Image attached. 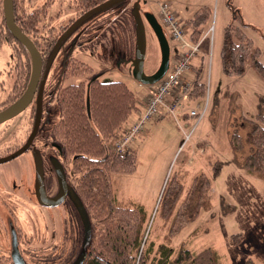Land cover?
<instances>
[{"label": "rangeland", "instance_id": "rangeland-1", "mask_svg": "<svg viewBox=\"0 0 264 264\" xmlns=\"http://www.w3.org/2000/svg\"><path fill=\"white\" fill-rule=\"evenodd\" d=\"M1 1L0 102L7 97L12 85L8 69L13 63V40L2 24ZM45 1L21 0V4L28 12ZM163 1L183 24L185 34H188L186 20L195 10L203 5L211 8L210 21L203 29L197 52L190 59L189 70L185 73L192 89L194 81L203 84V93L182 99L176 119L167 115L157 122H146L144 134L131 144L137 149L136 169L132 173L113 175L112 195L117 201H132L143 207L146 222L148 225L152 223V231L144 242L150 261L158 256L162 236L168 230L167 223L159 230H153L161 224L166 182L170 177H176L181 183L180 201L194 176L205 172L211 177L212 207L201 210L193 221L182 226L170 245L177 249L183 244L195 252L214 247L222 264H264V179L248 174L237 162V154L227 145V129L232 116L254 118L259 102L264 100V73L251 64L252 54L256 52V60L264 66V0H113L80 21L56 51L44 76L42 120L35 136V127L33 130L23 113L14 115L9 124L0 126V151L7 147L15 149L16 145L21 147L14 158L0 163V186L15 182L20 189H26L24 187L33 174V161L38 155L42 161L45 188L47 192L55 190L58 183L51 168L53 160L61 157L50 131L59 118L55 87L59 83L65 85L90 78L89 74L63 76L66 58L74 57L88 64L100 81L124 82L135 93L138 110L143 108L145 97L157 82H142L132 72L137 42L134 8L137 4L144 24L143 71L148 75L159 67L161 61L159 41L147 19L148 14L158 20L168 39L169 64L178 55L173 48L176 43L159 15V3ZM74 2L51 0L47 6L42 21L55 27L51 30L53 36L60 32V26L76 17L78 8ZM233 9H237L241 22L234 20ZM79 20L80 17L76 22ZM230 22L241 24L252 43L251 53L240 74H227L221 66L223 28ZM203 105L205 111L199 119L189 115L188 119L178 118L179 112L187 114L191 108L201 112L200 106ZM188 128L190 132L185 135ZM114 139L108 151L116 152L111 148ZM216 161L220 162V169L211 176ZM22 192L17 195L22 200L16 201L17 207L12 215L16 216V223L20 226L21 252L27 264H70L88 248V228L69 202L42 207L23 200L28 199L29 194L32 197L29 189L27 197ZM7 221L8 216L0 219V238L4 237L2 224ZM233 234L238 235L235 242L230 239ZM4 239H0L1 256L8 252L1 247L5 245Z\"/></svg>", "mask_w": 264, "mask_h": 264}, {"label": "trees", "instance_id": "trees-1", "mask_svg": "<svg viewBox=\"0 0 264 264\" xmlns=\"http://www.w3.org/2000/svg\"><path fill=\"white\" fill-rule=\"evenodd\" d=\"M109 1L75 0L78 8L76 16L80 20H75L73 28ZM50 2L46 0L26 12L21 0H12L14 20L31 39L35 36L32 32L38 27L50 25H44L42 21ZM211 14V8L203 5L186 20L187 35L192 41L197 42L201 38ZM233 18L241 22L237 9H233ZM69 25L60 26V31ZM59 35L60 32L53 36L52 43L48 45L53 47ZM251 44L241 24L227 23L223 28L220 51L222 70L227 74H240L251 53ZM48 47L44 49L47 54L51 52ZM12 49L15 63L18 61L19 80L15 92L18 96L29 76L30 55L19 41ZM21 53L23 56H20ZM256 54H252L251 64L264 73V66L256 60ZM92 72L88 64L77 58L65 59L63 76L89 74L90 78L88 81L57 84L54 95L59 118L50 130L53 141L59 147L62 164L66 165L64 168L69 175L72 192L81 201L89 220V243L82 264H222L214 247L208 246L195 252L183 244L177 249L170 245L182 226L193 221L201 210L212 207L211 177L205 172L194 176L180 201L181 183L176 177H170L166 182L161 224L153 230H159L165 223L168 230L162 236L158 256L148 261L149 253L144 250V242L152 231V223L148 225L146 222L145 211L140 204L117 201L112 195L113 175L135 171L137 149L130 146L123 153L108 151L110 142L124 131L129 117L138 110L136 95L124 82L100 81ZM202 93L203 84L195 81L188 95ZM227 134L228 148L237 154V162L251 176L264 179V100L259 102L254 118L232 116ZM219 169L220 162L216 161L210 175L215 176ZM230 239L235 242L238 235L233 234Z\"/></svg>", "mask_w": 264, "mask_h": 264}, {"label": "flooded vegetation", "instance_id": "flooded-vegetation-1", "mask_svg": "<svg viewBox=\"0 0 264 264\" xmlns=\"http://www.w3.org/2000/svg\"><path fill=\"white\" fill-rule=\"evenodd\" d=\"M160 3H159V5H160ZM12 12H13V8H12ZM1 13H2L1 14V16H2V24L5 25V27L7 28L8 33L11 34V38L13 40V42H11V44H12V48H13V45L17 44L19 40L8 29V27H7L6 23H5V20H4L3 9H2ZM13 18H14V14H13ZM76 18H77V16L74 19H72L70 23H67V24H70L67 28H65L62 31H60V35L56 38L57 41L54 43L55 47L54 46L51 47V46L48 45V44L52 43L51 41L53 39V35H52V32H51L52 27L49 24H48L49 26H47L46 22H44V25H46L45 27L40 26V27L37 28L38 30L40 29V31L37 30V31H33L32 32L35 35L33 39H31L29 37L33 41V43L35 44L36 48L38 49V51L40 53L41 69H40V74L38 76L36 87H35L34 93L32 94L31 99L28 101L26 106L18 113L19 114L20 113L24 114V117L26 118V120H28L29 123H31L33 125V127H32L33 130H34V127H35L34 136H35L36 131H37V129H38L40 123H41V120H42V94H41V92H42V89H43L42 82L44 81V76L47 73L48 68H49V66L51 64V61H52L56 51L58 50V48L63 44V42H65L68 39V37L71 34V32L78 26L77 25L75 28H73L76 25L75 20L78 19V18L77 19ZM65 25H63V26H65ZM69 27L70 28L72 27V30L69 29ZM47 47H48V50L51 49V52L49 54L46 53L47 51L44 52V49L47 48ZM29 55H30V53H29ZM20 56H23L22 53L20 54ZM29 57H30V71H29L28 79L26 81V86L24 87V89H23L21 94H19L18 96H15L16 85L18 84V80H19V74H18L19 71L17 70L18 69V64H17L18 61L15 63V61L13 59V54H12L13 63H12V65H10V68L8 69V73L12 77V85H11L10 89L8 90L7 97L3 101L0 102V112L5 110V109H7V108H9V107H11L12 105H14L24 95V93H25V91L27 89L29 80H30L31 68H32L31 67L32 66L31 55ZM18 113H16V114H18ZM13 116L8 118L7 120H5L3 122H0V126L5 125V124H9V122L13 118ZM30 144H31V142H30ZM30 144H28L27 147H29ZM19 146L20 145H16L15 149H10V148L8 149V147H7V148L1 150L0 151V163L1 162H5L9 158H14V156L17 155V152L20 151L21 147H19ZM55 161L59 162L60 165L62 166V169L64 171V175H65V179H66V183H67L68 187H67L66 196L58 204H56L54 206H48V205H44V204H41L40 202H38L39 200L37 198V190L35 188L36 187V171H37L36 162L35 161H33V166H32L33 167L32 177H31L30 181L28 183H26L27 187H24L26 189H20V187L15 182H12L10 185H7L5 187H3V185L0 186V219L4 218V217H7V216H8V219H9V221H7V223H3L2 224V230H3V233H4L5 239H4V237L0 238V239H4L5 245H2L1 247H4V251L7 249L8 252H6L2 256L0 255V264H14L13 260H12V256H11V252H12V249H13V236H15V238H16V243H17V248L19 250V253L22 256V258L24 259V261H25V258H24L23 254L21 252V250H22V248H21L22 239L20 237V226L16 223V216L12 215L14 213L15 208L17 207V202L16 201H21L22 200V199L17 197V195H19L21 190L24 191L22 193L26 197L29 194L27 192L28 189L32 193V197L29 194V197H27L28 199H23L25 201H33V202H35L36 204H38L39 206H42V207L43 206L44 207H56V206H58L60 204H63L64 202L67 201L71 205L72 209L75 210V213L79 214V212L77 211L74 199L71 197V193H70L71 192V185H70V181H69V177H68L67 171H66V169L64 168V166L62 164V158L60 157V160H55ZM55 161L53 160V163ZM40 162H41V166H42V161L40 160ZM51 171L53 172L54 176L56 177L54 164H53V166L51 168ZM42 175H43V186H44L45 194L47 196H49V197L55 196L58 193V191H59V185L57 184V186L55 187V190L53 191V193L52 192H47V190L45 188V183H44L43 168H42ZM56 180H57V177H56ZM57 183H58V180H57ZM24 250H23V252H24ZM72 262L73 261H71V263ZM25 263L27 264L26 261H25Z\"/></svg>", "mask_w": 264, "mask_h": 264}, {"label": "water", "instance_id": "water-1", "mask_svg": "<svg viewBox=\"0 0 264 264\" xmlns=\"http://www.w3.org/2000/svg\"><path fill=\"white\" fill-rule=\"evenodd\" d=\"M113 1V0H110ZM109 1V2H110ZM2 9L5 23L11 33L27 48L28 52L31 55L32 60V68L30 80L27 86V89L24 95L11 107L0 112V122L7 120L12 117L16 113L20 112L31 99L32 94L34 93L38 76L40 74L41 69V57L38 49L36 48L33 41L21 31L18 25L15 23L12 12V0H2ZM134 15L136 19V31H137V42H136V55L133 60L132 72L133 75L145 83H153L157 82L166 72L169 64V42L166 38V35L162 29L161 24L152 14L147 15V19L154 30L161 49V61L159 67L151 74H145L143 71V58H144V50H145V32H144V24L142 18L139 13L138 5H135ZM88 104V103H87ZM36 162V190H37V198L38 202L48 206H54L58 204L67 193V183L64 175V171L59 162H54V168L56 172V177L58 180L59 191L55 196L49 197L44 192L43 186V175H42V166L40 162V157L38 155L35 156ZM71 197L74 199L77 211L82 219V221L88 226L89 220L81 204V201L78 197L72 192L71 189ZM85 251L80 253L71 264H82L83 259L85 257ZM12 260L14 264H26L24 259L19 253L17 248L16 238L13 236V249L11 252Z\"/></svg>", "mask_w": 264, "mask_h": 264}, {"label": "built area", "instance_id": "built-area-1", "mask_svg": "<svg viewBox=\"0 0 264 264\" xmlns=\"http://www.w3.org/2000/svg\"><path fill=\"white\" fill-rule=\"evenodd\" d=\"M159 13L163 25L167 28L171 38L176 42L177 57H175L165 72L164 76L155 84L145 97V106L140 111L137 119L117 136L111 144V148L118 153H123L130 143L145 129L146 122L163 118L167 115L176 119L178 107L182 99L188 96L192 89V84L185 78L186 71L189 70L190 59L196 54L198 43L191 42L186 38L183 25L176 15L170 10L167 2H161ZM196 108H191L188 112L190 116L197 119L203 113ZM190 128L185 129L184 134L188 135Z\"/></svg>", "mask_w": 264, "mask_h": 264}, {"label": "crops", "instance_id": "crops-1", "mask_svg": "<svg viewBox=\"0 0 264 264\" xmlns=\"http://www.w3.org/2000/svg\"><path fill=\"white\" fill-rule=\"evenodd\" d=\"M173 58H174V57H173ZM194 82H195V81H194ZM188 96H189V95H188ZM143 106H144V104H143ZM203 106L205 107V105H203ZM139 111H141V109H139L138 112H139ZM204 111H205V108H204L203 112H204ZM138 112H137L136 116L134 115V116L128 121V123L126 124V126L131 125V124L137 119L138 114H139ZM187 116H188V115L186 114V112H183V113H180V112H179V113H178V118H185V119H188ZM169 117H170V119H174V118H173L172 116H170V115H169ZM154 121L157 122L158 120H154ZM184 121L187 122L186 120H184ZM187 124L189 125L190 123L187 122ZM144 132H145V129H144V131L141 133V135H139L137 138H139L140 136H142V135L144 134ZM137 138H136V139H137ZM136 139H134V140H136ZM131 144H132V142L130 143L129 146L133 147ZM197 146H198V143H197ZM135 148H136V147H135ZM201 151H203V148H201Z\"/></svg>", "mask_w": 264, "mask_h": 264}]
</instances>
